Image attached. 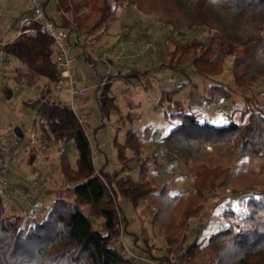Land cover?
<instances>
[{"label":"rangeland","instance_id":"obj_1","mask_svg":"<svg viewBox=\"0 0 264 264\" xmlns=\"http://www.w3.org/2000/svg\"><path fill=\"white\" fill-rule=\"evenodd\" d=\"M26 1L4 0L3 5L12 11L8 13L3 8L0 11V41H9L4 47L0 45L3 47L0 48V151L3 153L0 176L7 181L0 188L6 215H24L28 224L49 209V199L35 204L46 188L52 190L48 192L50 199L57 193L72 197L58 167L62 150L72 166H77L78 150L72 139L64 141L62 133L47 135L37 108L26 103L37 97L45 98L42 89L47 77H41L32 86L25 79H16L15 68L24 64L16 62L12 50L17 40L13 39L14 24L22 12L13 7ZM37 1L57 21L62 22L63 16L69 22L67 26L76 25L75 15L87 11L82 8L75 13L72 8H58L59 11L56 8L59 0ZM179 1L188 10L186 16L185 13L173 16L156 2L126 0L118 7V18L107 27L92 34H78L77 30L71 34L73 41L79 40L70 51L75 58L74 71L79 86L87 89L81 100L75 97L76 114L82 117L93 144L95 173H101L103 168L112 174L113 184L108 177L105 181L117 194L121 208L115 245L121 251L123 235L131 249L145 256L135 261L127 257L125 264H160L150 254V247L157 255L168 256L169 262L164 261L165 264H218L208 245L210 234L230 223H242L251 192L264 189V153L241 155L230 139H203L201 134L206 126L192 124L176 130L185 121L179 114L182 112L195 114L200 124L220 125L242 121L244 108L264 109V77L251 84H240L236 83L232 70L234 50L245 47L233 39L232 33L240 35L251 28L240 21L234 20L233 24L231 11H226L220 0H211L214 14L208 23L193 25L191 19L200 0ZM223 26H227L224 31ZM214 33L220 35L211 43L215 55L224 54L225 62L222 73L204 75L193 65L194 57L200 54L193 44L198 40L211 42ZM150 39L155 41L156 48L144 51L142 44ZM232 43L237 47L232 49ZM132 69L144 74L127 73ZM212 84H219L222 90L212 91ZM6 87L14 91L10 97ZM52 89L50 100L71 104L70 94L58 90L55 84ZM32 123H37L39 134L35 147L29 145L28 128ZM129 129L137 130L142 141V151L131 162L132 168L120 162L117 148L118 143L126 141ZM128 154L133 156L134 152L129 150ZM142 165L147 166V179L153 182L155 190L169 185L172 195H186L193 190L200 165L218 168L226 178L217 180L225 181L223 185L205 191L206 200L197 214L188 216L184 233H163L154 223L156 208L147 200L134 205L124 194L127 188L134 189L139 184ZM84 209L90 212L91 206ZM92 221L97 228L102 227L97 216ZM195 237L200 247L194 244ZM190 245L191 251L187 250Z\"/></svg>","mask_w":264,"mask_h":264},{"label":"trees","instance_id":"obj_2","mask_svg":"<svg viewBox=\"0 0 264 264\" xmlns=\"http://www.w3.org/2000/svg\"><path fill=\"white\" fill-rule=\"evenodd\" d=\"M126 0H59L56 8L74 9L79 13L82 8L87 11L75 15L76 25H70L72 32L92 34L102 27H107L112 20L118 18V7ZM156 2L171 15L188 13L179 0H145ZM226 11H231L232 20L240 21L251 29L238 35L233 32V39L245 45L241 50L236 49L233 62V75L236 83L251 84L264 77V0H220ZM46 7V5H45ZM58 9V10H59ZM47 15L60 25L67 26L69 22L62 16L63 21H57L46 10ZM60 11V10H59ZM214 6L211 0H200L195 8L191 24H206L213 16ZM221 23V22H220ZM214 25V24H213ZM219 26V25H218ZM215 27V26H212ZM220 27V26H219ZM223 26L221 30H226ZM72 34V33H71ZM220 35L214 33L209 43L194 42L193 46L200 54L193 59L195 69L204 74L222 73L225 55L217 54L212 42ZM13 45V53L26 68H15L16 79L26 80L34 85L45 76L47 81L42 89L45 98L37 97L26 101L38 110V118L46 134H63L64 141L73 140L78 150L77 167L74 168L65 150L60 153L61 172L67 180L66 191L72 194L67 197L59 194L52 201L46 214L33 219L26 224L25 216L19 213L6 215L4 196L0 190V264H125L128 263L115 242L119 234V211L117 194L105 181V177L113 184L112 174L101 170V176L94 174L93 149L84 125L76 112L67 104L60 105L49 99L52 85L58 78L59 70L55 63L53 39L38 32L36 35H20ZM236 46V45H235ZM234 43L231 48H235ZM4 47V46H3ZM237 47V46H236ZM127 73L144 74L138 69ZM124 75V74H122ZM211 90H222L219 84H212ZM9 97L13 94L6 87ZM213 91V90H212ZM224 93V91H222ZM243 120L239 123L200 124L195 114L179 113L185 121L177 125L206 126L203 139L216 141L226 138L238 149L241 155L264 153V109L261 106L244 108ZM174 130V129H173ZM120 162L132 168L131 162L142 151V141L137 130L129 129L124 143H118ZM134 152L133 156L128 151ZM0 155L3 153L0 151ZM235 172V171H234ZM231 174V173H230ZM197 182L192 191L186 195H172L169 185L155 190L153 182L147 179V166L142 165L136 188H127L124 194L138 205L141 200H147L156 208L154 223L158 224L163 233H184L188 226V216L199 212L201 204L206 200L205 191L215 185H223L225 181L217 182L225 176L222 170L207 165L197 169ZM222 180V179H221ZM81 181L76 187L72 184ZM90 205V212L84 207ZM233 212V211H232ZM102 217L101 228H97L92 216ZM242 223H230L208 238V245L217 256L218 264H264V189L251 192L247 200V210L242 217ZM173 240V237H170ZM195 245L200 247L197 237ZM192 243V244H193ZM191 251V245L187 250ZM186 250V252H187ZM153 258L160 264L169 262L167 255H157L149 248Z\"/></svg>","mask_w":264,"mask_h":264},{"label":"built area","instance_id":"obj_3","mask_svg":"<svg viewBox=\"0 0 264 264\" xmlns=\"http://www.w3.org/2000/svg\"><path fill=\"white\" fill-rule=\"evenodd\" d=\"M4 0H0V11L4 8ZM16 31L15 39L23 34L36 35L38 32L48 35L53 39V48L55 50V63L57 64L59 75L55 81V86L58 90L71 95V104L69 105L76 112L75 97L81 100L86 94L87 89L79 86V80L74 71L75 58L71 56L70 51L74 44L78 43L79 40L73 41L71 38L72 28L71 26H64L58 24L56 21L51 19L40 1L35 0L30 7L25 9L22 14L17 18L14 24ZM9 41H0L2 46L8 44ZM144 51H150L155 49V41L153 39L147 40L142 44ZM60 105L66 103L56 102ZM78 116V115H77ZM82 124L84 121L82 117H79ZM29 145L35 147L38 143V129L37 123H32L29 128ZM93 149V144H91ZM97 175L101 176V173L96 171ZM95 173V174H96ZM3 182V183H2ZM3 177L0 176V186L6 183ZM81 181L72 184V188L76 187ZM1 190V188H0ZM121 217V213L119 212ZM124 228L121 229V234ZM121 252L124 256L128 257L131 261L144 259L143 254H139L131 249L125 241L123 235L121 236ZM177 264V263H176Z\"/></svg>","mask_w":264,"mask_h":264},{"label":"crops","instance_id":"obj_4","mask_svg":"<svg viewBox=\"0 0 264 264\" xmlns=\"http://www.w3.org/2000/svg\"><path fill=\"white\" fill-rule=\"evenodd\" d=\"M31 2H33V0H27L24 4H14V7H13V9H15V10H18V9H20V11L21 12H23L25 9H27V6H29V4H31ZM3 10H7V12L9 13V12H11L12 10L11 9H9V8H7V7H5L4 6V8H3ZM51 15V14H50ZM17 16H16V20H17ZM15 38V34H14V36H13V39ZM0 45H1V43H0ZM0 48H3V47H0ZM1 51V50H0ZM17 61V63L20 65V64H23V63H21L20 62V60H18V59H16ZM25 66V67H24ZM21 65V67H23V68H26V65ZM15 72V71H14ZM10 88H12V87H10ZM13 93H14V91H13ZM34 153V152H33ZM75 168L77 167V166H74ZM60 168H61V164H60ZM59 167H58V171H61V169H60ZM41 179V178H40ZM44 180V179H43ZM51 187V186H50ZM58 189H60V187H58ZM59 190H57V192H58ZM48 192H52V190H51V188H50V190H49V188H46V191H45V194L44 193H41L40 195H39V197L36 199V203L35 204H38V202H40L41 201V199L43 200V199H49L50 201H51V203H52V201L55 199V197L56 196H52V198L50 199V197H49V195H50V193H48ZM48 193V194H47ZM58 195L60 194V193H57ZM51 206V204L49 205V207ZM44 213V214H43ZM43 215L41 214V216H44L45 215V212L43 211ZM92 217H95V216H92ZM97 219H98V221L100 222V223H102V220H103V218L102 217H98L97 216Z\"/></svg>","mask_w":264,"mask_h":264}]
</instances>
